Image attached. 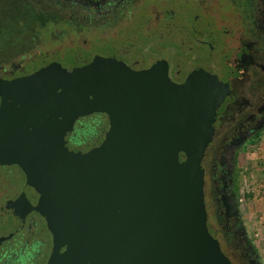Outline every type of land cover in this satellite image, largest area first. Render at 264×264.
Returning a JSON list of instances; mask_svg holds the SVG:
<instances>
[{
  "label": "flooded vegetation",
  "instance_id": "1",
  "mask_svg": "<svg viewBox=\"0 0 264 264\" xmlns=\"http://www.w3.org/2000/svg\"><path fill=\"white\" fill-rule=\"evenodd\" d=\"M253 3L248 18L236 2L221 18L217 0H0V264H49L55 250L46 218L24 202L28 178L14 156L21 101L39 98L32 82L41 75L100 63L140 75L164 70L176 85L197 75L223 85L201 162L207 227L231 264H261L242 222L237 176L241 151L264 132V0ZM13 11L29 21L14 24ZM47 23L54 28L45 37ZM110 129L96 109L69 117L58 141L85 156Z\"/></svg>",
  "mask_w": 264,
  "mask_h": 264
},
{
  "label": "water",
  "instance_id": "2",
  "mask_svg": "<svg viewBox=\"0 0 264 264\" xmlns=\"http://www.w3.org/2000/svg\"><path fill=\"white\" fill-rule=\"evenodd\" d=\"M202 78L176 85L164 70L100 63L32 82L39 98L21 101L14 156L24 202L55 237L49 264H231L208 231L201 165L224 87ZM96 109L106 139L68 152L65 121Z\"/></svg>",
  "mask_w": 264,
  "mask_h": 264
},
{
  "label": "rangeland",
  "instance_id": "3",
  "mask_svg": "<svg viewBox=\"0 0 264 264\" xmlns=\"http://www.w3.org/2000/svg\"><path fill=\"white\" fill-rule=\"evenodd\" d=\"M217 1L221 6V18L225 13H230L231 10H234L233 2H236L238 8V11H235L243 18L249 17V13L254 6V0ZM187 3L186 20L192 14L191 4L190 2ZM246 13L249 15H246ZM11 15L14 24L25 22L29 18V14L23 12L13 11ZM53 28L51 23H47L41 26V32L46 37L49 35V32L53 31ZM11 31L17 32L16 29H12ZM237 176L238 194L242 200V222L256 247L261 264H264V132L258 139L245 146L241 151L237 165Z\"/></svg>",
  "mask_w": 264,
  "mask_h": 264
},
{
  "label": "built area",
  "instance_id": "4",
  "mask_svg": "<svg viewBox=\"0 0 264 264\" xmlns=\"http://www.w3.org/2000/svg\"><path fill=\"white\" fill-rule=\"evenodd\" d=\"M241 202H242V200H241Z\"/></svg>",
  "mask_w": 264,
  "mask_h": 264
}]
</instances>
